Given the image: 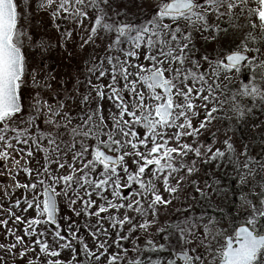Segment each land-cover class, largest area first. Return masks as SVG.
I'll use <instances>...</instances> for the list:
<instances>
[{
  "label": "snow or ice",
  "instance_id": "obj_1",
  "mask_svg": "<svg viewBox=\"0 0 264 264\" xmlns=\"http://www.w3.org/2000/svg\"><path fill=\"white\" fill-rule=\"evenodd\" d=\"M261 117L264 0H0V264H264Z\"/></svg>",
  "mask_w": 264,
  "mask_h": 264
},
{
  "label": "rangeland",
  "instance_id": "obj_2",
  "mask_svg": "<svg viewBox=\"0 0 264 264\" xmlns=\"http://www.w3.org/2000/svg\"><path fill=\"white\" fill-rule=\"evenodd\" d=\"M41 16H42V19L44 20V21H47V19H48V17H47V15L46 14H41ZM36 23H40V20H37L36 21ZM50 31H52L51 29H49ZM52 43H53V45H55V37H53V41H52ZM88 52H89V49H84L81 53H80V55H79V57L76 59V60H68L66 57L64 58V65H65V67H64V70L65 71H72L73 73H76V72H86L87 71V67H90V65H87V66H85V63H84V61H86L87 60V58H88V56H87V54H88ZM61 56H64V54L63 53H61L60 54ZM77 63H79L80 64V67H79V69H77V67L75 66ZM69 65H71V67L69 68ZM59 70V69H58ZM40 79H42V76L41 77H39ZM257 83L258 84H260L261 82L258 80L257 81ZM43 95H47L46 93H43ZM245 103H248V101L247 100H245L244 101ZM231 114V113H230ZM260 119H264V117H261ZM256 121H254V123H255ZM238 134H240L239 133V131H238ZM249 137H251V142H252V144L255 146V145H258L259 143H261V141L259 140V139H257V137L259 136V134H260V132H259V130H249ZM256 152H259V148L258 147H256ZM261 177H260V175H257V177H256V179L257 180H259ZM249 179H251V178H249ZM257 191H259V188H257L256 189ZM245 192H247V189H245ZM232 194L231 193H229V196H231ZM219 208L222 210V211H224L225 213H229L231 210H232V208H231V201H229L227 198H225V199H223L220 203H219ZM222 226H227V221H224L223 222V224H222ZM221 242H223L222 241V238H221ZM210 259V258H209ZM206 264H207V261H206Z\"/></svg>",
  "mask_w": 264,
  "mask_h": 264
}]
</instances>
